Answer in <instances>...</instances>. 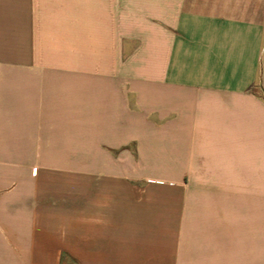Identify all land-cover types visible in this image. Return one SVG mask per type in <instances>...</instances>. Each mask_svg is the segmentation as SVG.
<instances>
[{
	"label": "crops",
	"instance_id": "crops-1",
	"mask_svg": "<svg viewBox=\"0 0 264 264\" xmlns=\"http://www.w3.org/2000/svg\"><path fill=\"white\" fill-rule=\"evenodd\" d=\"M0 264H264V0H0Z\"/></svg>",
	"mask_w": 264,
	"mask_h": 264
},
{
	"label": "rangeland",
	"instance_id": "rangeland-1",
	"mask_svg": "<svg viewBox=\"0 0 264 264\" xmlns=\"http://www.w3.org/2000/svg\"><path fill=\"white\" fill-rule=\"evenodd\" d=\"M137 149V146H125V155H124V161H123V168L125 172V177H124V183L127 185H145V184H150L148 182V179H154V180H161L165 181L166 184H170L168 186L171 188V194L172 197L178 196V189H176L174 186L179 183V178L178 177H155V178H145V177H140V176H135L131 174V170L135 168H139L140 166V161L139 160H132L131 153L126 150L129 149L130 151ZM136 151V150H135ZM137 158V155H136ZM141 168V166H140Z\"/></svg>",
	"mask_w": 264,
	"mask_h": 264
}]
</instances>
